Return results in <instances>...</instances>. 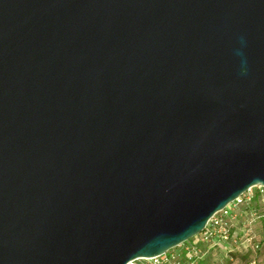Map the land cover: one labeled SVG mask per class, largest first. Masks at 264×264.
Segmentation results:
<instances>
[{
	"label": "water",
	"instance_id": "1",
	"mask_svg": "<svg viewBox=\"0 0 264 264\" xmlns=\"http://www.w3.org/2000/svg\"><path fill=\"white\" fill-rule=\"evenodd\" d=\"M264 187V0H0V264H129Z\"/></svg>",
	"mask_w": 264,
	"mask_h": 264
},
{
	"label": "built area",
	"instance_id": "2",
	"mask_svg": "<svg viewBox=\"0 0 264 264\" xmlns=\"http://www.w3.org/2000/svg\"><path fill=\"white\" fill-rule=\"evenodd\" d=\"M258 193L250 190L223 211L216 214L208 223L204 232L199 235L196 243L187 242L180 247L152 259H140L132 261L129 264H202L206 261L214 250L224 247L232 252V244L239 245L240 240L251 244L254 251H258V247L253 241L254 225L264 220V201L256 208V199L260 195L264 198V187L255 188ZM241 209L247 210V217H251L252 221L248 224V234L237 238L234 221L238 218V212ZM241 244V243H240Z\"/></svg>",
	"mask_w": 264,
	"mask_h": 264
},
{
	"label": "rangeland",
	"instance_id": "3",
	"mask_svg": "<svg viewBox=\"0 0 264 264\" xmlns=\"http://www.w3.org/2000/svg\"><path fill=\"white\" fill-rule=\"evenodd\" d=\"M253 193L256 195L258 189H254ZM264 198H261L260 195L256 199V208L259 209V205L263 204ZM245 209H241L238 212V218L234 221L236 228V237H242L248 234V224L252 221L251 217H246L243 212ZM254 231L250 234L253 235V242H258L262 245L264 240V235L262 234V225L260 222L255 223ZM199 237L189 241L190 243H196ZM246 248L241 249L240 246L232 244V248L235 250L234 253H229V250H226L224 247H221L215 251V262L212 264H264V246L260 248L259 251H254L252 246H246ZM246 249V250H245Z\"/></svg>",
	"mask_w": 264,
	"mask_h": 264
},
{
	"label": "crops",
	"instance_id": "4",
	"mask_svg": "<svg viewBox=\"0 0 264 264\" xmlns=\"http://www.w3.org/2000/svg\"><path fill=\"white\" fill-rule=\"evenodd\" d=\"M241 243V244H240ZM238 246H240L241 247V249H243L244 250V248H246L247 250H248V248L246 247V246H250V244L249 243H246V242H244L243 243V241L242 240H240V242H239V245ZM220 249V248H219ZM245 249V250H246ZM234 249H232V252L231 253H234ZM215 252H212L211 253V256L206 260V261H204L202 264H212V263H214L215 262V260H214V257H215Z\"/></svg>",
	"mask_w": 264,
	"mask_h": 264
},
{
	"label": "trees",
	"instance_id": "5",
	"mask_svg": "<svg viewBox=\"0 0 264 264\" xmlns=\"http://www.w3.org/2000/svg\"><path fill=\"white\" fill-rule=\"evenodd\" d=\"M247 210H244V212H243V214L247 217V215H246V212ZM260 224L262 225V234L264 235V220H261L260 221ZM256 245L257 247H258V251L260 250V248L262 247V246H264V240H263V242H262V245H260L258 242H254L253 243V245ZM218 250V249H217ZM217 250H214L213 252H215V251H217Z\"/></svg>",
	"mask_w": 264,
	"mask_h": 264
}]
</instances>
